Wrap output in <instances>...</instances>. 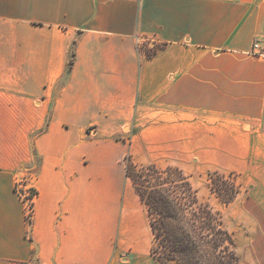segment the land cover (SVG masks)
<instances>
[{
    "label": "crops",
    "instance_id": "crops-1",
    "mask_svg": "<svg viewBox=\"0 0 264 264\" xmlns=\"http://www.w3.org/2000/svg\"><path fill=\"white\" fill-rule=\"evenodd\" d=\"M256 39L264 0H0V264H157L127 154L236 173L248 188L229 205L201 200L239 261L264 264ZM24 166L30 219L15 192Z\"/></svg>",
    "mask_w": 264,
    "mask_h": 264
},
{
    "label": "trees",
    "instance_id": "trees-1",
    "mask_svg": "<svg viewBox=\"0 0 264 264\" xmlns=\"http://www.w3.org/2000/svg\"><path fill=\"white\" fill-rule=\"evenodd\" d=\"M143 52L149 58L155 50ZM125 170L146 206L152 233L150 255L157 264H242L220 213L199 200L182 169L136 165L127 154ZM235 176L207 172L210 191L225 205L240 192ZM28 191L33 200L37 191L32 187Z\"/></svg>",
    "mask_w": 264,
    "mask_h": 264
},
{
    "label": "rangeland",
    "instance_id": "rangeland-1",
    "mask_svg": "<svg viewBox=\"0 0 264 264\" xmlns=\"http://www.w3.org/2000/svg\"><path fill=\"white\" fill-rule=\"evenodd\" d=\"M142 50H147V51H150V52H152V51H154L155 50V47H146L145 45H143L142 44ZM36 161H38L37 160V157L35 158V162ZM160 168H163V167H160ZM28 169H30V167H28V166H24L23 168H21V172L23 173V175L22 176H20L19 178L21 179V181H22V185H23V187H28V182H29V179L32 177L31 176V173H32V170H28ZM183 172L185 173V174H187L188 176H189V178H190V181H191V184L193 185V187L194 188H196L197 189V194H198V190H199V196L198 197H200V201L201 202H205V201H202L201 199H204V197H203V194H202V191H205L206 192V195H209L210 193H209V191H210V189H209V187H208V179H207V172L206 173H203V174H201V175H193V176H190V173H188L186 170H183ZM217 172V171H216ZM219 173V172H218ZM220 174H224V173H220ZM236 174V173H235ZM224 175H227V174H224ZM24 178V179H23ZM235 181L238 183V184H240V192H241V194H243L244 193V191H247V186L246 185H244L243 183H242V181L238 178V175L236 174V176H235ZM140 184H142V182L140 183ZM211 192V191H210ZM239 192V193H240ZM212 193V192H211ZM238 193V194H239ZM237 194V195H238ZM236 195V196H237ZM209 196H213V198L214 199H216L217 201H219V203L220 204H222V205H225V204H223L213 193H212V195H209ZM236 198V197H235ZM234 198V199H235ZM205 203H207V202H205ZM208 204V203H207ZM230 204V203H229ZM229 204H227V205H229ZM209 205V204H208ZM226 205V206H227ZM210 206V205H209ZM216 211H218L219 213H220V215H221V218H222V214H221V212L219 211V210H216ZM222 224H223V227H225V228H228V226L225 224V223H223V220H222ZM236 252V251H235Z\"/></svg>",
    "mask_w": 264,
    "mask_h": 264
},
{
    "label": "built area",
    "instance_id": "built-area-1",
    "mask_svg": "<svg viewBox=\"0 0 264 264\" xmlns=\"http://www.w3.org/2000/svg\"><path fill=\"white\" fill-rule=\"evenodd\" d=\"M251 53L255 55L264 56V41H261L259 39H256L253 41L252 47H251ZM24 179V178H23ZM29 186L23 187L22 181L20 178H18L16 184H15V192L17 195L24 201L26 205V216L28 219L32 216L33 211V202L32 199L29 197Z\"/></svg>",
    "mask_w": 264,
    "mask_h": 264
}]
</instances>
